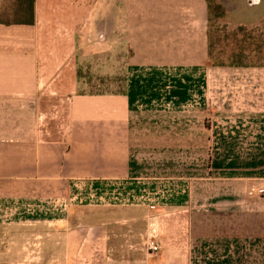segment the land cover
Listing matches in <instances>:
<instances>
[{"label": "crops", "instance_id": "crops-1", "mask_svg": "<svg viewBox=\"0 0 264 264\" xmlns=\"http://www.w3.org/2000/svg\"><path fill=\"white\" fill-rule=\"evenodd\" d=\"M217 1L225 9L217 24L228 30L264 24V0ZM7 5L12 8V1L0 0V11ZM2 22L0 197H45L33 200L32 216L48 222L63 213L51 199L86 196L89 184L109 194L119 184L123 197L132 201L150 194L178 207L194 194L216 200L208 205L220 211L236 214L246 208L252 217L264 215V194L242 200L250 183L264 181V153L245 169L216 160L219 177L213 179L239 186L213 195L210 160L206 167L202 163V172L182 179L175 176L178 156L146 153L172 151V143L178 150V136H192L182 145L185 150L210 151L212 134L215 150L243 146L264 152V65L210 62L207 0H35L32 24ZM95 39L106 42L107 69H117L123 56L128 73L121 108L107 98L104 114H79L67 127L49 124L36 130V111L44 113L50 99L38 94L40 82L71 83L65 72L77 69L82 50L94 54L90 42ZM51 72L58 73L51 78ZM191 162L194 167L196 160ZM195 167H201L199 160ZM106 205L128 204L109 200ZM240 226L234 233L204 226L208 232L191 241L186 264H264V228L255 232L252 226L244 233Z\"/></svg>", "mask_w": 264, "mask_h": 264}, {"label": "rangeland", "instance_id": "rangeland-1", "mask_svg": "<svg viewBox=\"0 0 264 264\" xmlns=\"http://www.w3.org/2000/svg\"><path fill=\"white\" fill-rule=\"evenodd\" d=\"M9 6L3 10L8 11L6 18L14 20L12 8ZM90 44L94 54L85 55L82 50L77 69L65 72L66 76L72 79L71 83L68 82L64 87L60 86L63 82L59 85L58 82H40L38 94L50 99L49 104L45 103L44 113L36 111V130L48 127L49 124L56 128L67 127L79 114H104L107 111V98L114 100L116 109L121 108V95L128 73L124 69L123 56L117 69H107L105 40L95 39ZM54 73L58 72H51V78ZM89 108L91 111H87ZM22 121L25 125L29 123L25 117ZM41 134L39 132V135ZM158 138L156 143H159ZM176 138L177 136H172V142H175ZM191 138L192 136H178V150H174L172 143V151L155 150L146 153H160L164 159L166 156H178L179 167L175 176L184 177L182 179H185L189 172H202V163L204 162L206 167L207 161L210 160L212 195L218 190L239 186L237 182L224 183L225 181L213 179L219 177L213 170L216 160L221 164L231 160L236 167L245 169L251 158L264 153L243 146L233 151L215 150L216 138L213 134L210 151H203L201 148L194 151L185 150L182 145L185 146ZM246 140L252 142L251 135H248ZM196 141L199 142L198 136H195ZM192 159H195L196 163L199 160L201 167H195L196 163L193 167ZM192 168L199 170L192 171ZM220 175L226 177L228 174L221 171ZM258 183L262 185L264 181ZM254 184L256 183L252 182L250 186ZM78 187L82 190L80 185ZM248 189L242 196L244 201L259 200L263 196L259 194L252 197L248 194ZM201 190L200 188L199 191ZM196 196L198 198L193 194L194 199H189L182 206H170L168 200L155 208H151L149 202L143 200H135L122 207L108 206L106 202L92 203L89 199H84L83 203H75L70 199H51L53 204L63 209V213L54 212V218L57 220L49 222L32 216L35 211L33 204L45 197H0V264H173L176 259L186 264L191 241L196 236L202 237L203 233H207L208 231H204L206 228L215 232L223 229L228 233L236 232V224L237 227L242 225L240 227H243L244 233L252 226L255 232L264 228V215L252 217L246 208L236 214L220 211L215 209L214 205H208L216 200H201L203 198ZM204 204L206 205L202 206ZM219 224H222V228L218 227ZM151 235H155L162 243L161 251L153 256L146 247V241Z\"/></svg>", "mask_w": 264, "mask_h": 264}, {"label": "trees", "instance_id": "trees-1", "mask_svg": "<svg viewBox=\"0 0 264 264\" xmlns=\"http://www.w3.org/2000/svg\"><path fill=\"white\" fill-rule=\"evenodd\" d=\"M13 22H5L8 11H0L4 24H32L35 0H11ZM209 9L208 58L214 65L248 66L264 65V24L257 28L239 26L228 30L217 24L224 17L225 9L217 0H207Z\"/></svg>", "mask_w": 264, "mask_h": 264}, {"label": "built area", "instance_id": "built-area-1", "mask_svg": "<svg viewBox=\"0 0 264 264\" xmlns=\"http://www.w3.org/2000/svg\"><path fill=\"white\" fill-rule=\"evenodd\" d=\"M250 4H256L258 2H260V0H248ZM248 194L250 196H256L259 194H264V183L262 185L260 184H254L251 185L250 188L248 189ZM84 199H89L90 202L94 203V202H108L109 200L111 202H121L123 204L127 203L129 204L130 202H134L135 200H129V198L127 197H123V195L120 192V185L118 184L116 186V188L109 194L107 192H103V193H98L97 189L92 185L89 184L88 185V194L86 196L80 194H77V196H74L71 201H79V202H83ZM138 200H143L145 202H149L151 208H155L157 206H159L161 204V202H159L158 198L156 197H151L150 194H145L143 197H141ZM146 247L147 250L149 252V254L151 256L153 255H157L161 249H162V243L160 241V239H157V237L155 235H151L149 236L148 240L146 241Z\"/></svg>", "mask_w": 264, "mask_h": 264}]
</instances>
